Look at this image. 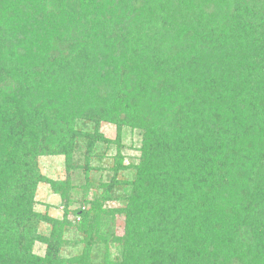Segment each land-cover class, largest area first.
<instances>
[{
	"label": "trees",
	"instance_id": "obj_1",
	"mask_svg": "<svg viewBox=\"0 0 264 264\" xmlns=\"http://www.w3.org/2000/svg\"><path fill=\"white\" fill-rule=\"evenodd\" d=\"M0 264H264V0H0Z\"/></svg>",
	"mask_w": 264,
	"mask_h": 264
},
{
	"label": "rangeland",
	"instance_id": "obj_2",
	"mask_svg": "<svg viewBox=\"0 0 264 264\" xmlns=\"http://www.w3.org/2000/svg\"><path fill=\"white\" fill-rule=\"evenodd\" d=\"M112 136V132L109 133ZM124 150L123 154L126 158V163L137 159L138 157V147L140 143V138L136 132L130 130H125L124 137ZM39 168L42 174L51 179H63L64 178V164L63 157H40ZM36 201L37 205L35 210L40 213L47 212L49 216L61 218L63 213V207L60 205V199L57 195H54L49 187L45 184H40L36 191ZM110 207L118 206L117 203H109ZM121 219H117V226L121 227ZM44 247L36 245V252H42Z\"/></svg>",
	"mask_w": 264,
	"mask_h": 264
}]
</instances>
